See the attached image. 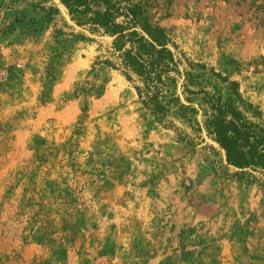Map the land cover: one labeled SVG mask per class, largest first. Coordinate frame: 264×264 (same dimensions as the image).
Wrapping results in <instances>:
<instances>
[{
    "label": "rangeland",
    "instance_id": "1",
    "mask_svg": "<svg viewBox=\"0 0 264 264\" xmlns=\"http://www.w3.org/2000/svg\"><path fill=\"white\" fill-rule=\"evenodd\" d=\"M133 1L202 66L169 86L190 118L146 109L58 0H0V264H264V186L224 174L187 92L227 97L218 72L264 126V0Z\"/></svg>",
    "mask_w": 264,
    "mask_h": 264
},
{
    "label": "trees",
    "instance_id": "2",
    "mask_svg": "<svg viewBox=\"0 0 264 264\" xmlns=\"http://www.w3.org/2000/svg\"><path fill=\"white\" fill-rule=\"evenodd\" d=\"M76 26L89 31H100L111 36L107 53L98 63L119 70L134 84L138 101L152 114L175 113L178 118H190L196 110L188 103L179 102L170 91L175 77L182 75L181 86L198 85L200 75L178 50L153 15L146 14L145 3L133 0H58ZM182 65L184 68L179 70ZM213 75L230 85V93L210 94L203 89L188 93H203V126L218 149L223 152L224 174L237 179L246 174L247 181L264 186V126L260 111L243 100L236 84L217 72ZM231 95L238 103L234 104ZM184 101H188L184 97ZM174 107L171 109V107ZM233 170L228 172V170Z\"/></svg>",
    "mask_w": 264,
    "mask_h": 264
},
{
    "label": "built area",
    "instance_id": "3",
    "mask_svg": "<svg viewBox=\"0 0 264 264\" xmlns=\"http://www.w3.org/2000/svg\"><path fill=\"white\" fill-rule=\"evenodd\" d=\"M0 74H1V75H3V71H2V72H0Z\"/></svg>",
    "mask_w": 264,
    "mask_h": 264
}]
</instances>
